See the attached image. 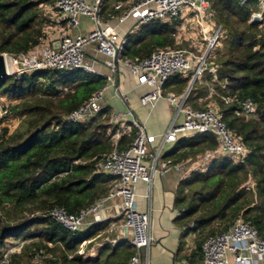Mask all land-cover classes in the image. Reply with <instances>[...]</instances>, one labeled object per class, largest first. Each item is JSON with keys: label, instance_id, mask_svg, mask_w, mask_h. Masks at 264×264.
<instances>
[{"label": "trees", "instance_id": "trees-1", "mask_svg": "<svg viewBox=\"0 0 264 264\" xmlns=\"http://www.w3.org/2000/svg\"><path fill=\"white\" fill-rule=\"evenodd\" d=\"M47 1L0 0V53L28 52L42 42L46 34L40 6ZM123 1L127 0H103L101 17L119 14L115 5ZM208 1L226 32L214 58L217 79L206 73L216 93L206 99L210 89L199 84V93L192 89L187 102L200 110L208 100L216 101L228 127L250 152L243 161L223 157L207 171L197 170L183 179L176 199L180 212L176 223L186 228L185 234L196 233L202 244L242 217L264 238V23L252 21L253 14L260 12V3ZM173 33V25L162 23L159 29L135 36L123 57L142 60L157 49L175 47ZM79 71L45 70L0 80V103H9V113L0 122L16 121L15 125H0V248L8 239L24 241L9 264H129L137 253L120 241L103 244L97 257L85 258L102 237L107 221L81 234L70 232L47 215L55 207L77 214L115 185V177L99 172L115 147L110 118L87 123L67 119L107 84L102 75ZM188 82V78L178 79L177 91L183 92ZM201 97L205 106L199 103ZM226 97L233 100L227 103ZM248 98L256 103L257 115L246 119L236 112ZM135 135V131L124 135L118 142L120 149L128 148ZM217 147L213 134H194L181 137L168 156L181 163Z\"/></svg>", "mask_w": 264, "mask_h": 264}, {"label": "built area", "instance_id": "built-area-1", "mask_svg": "<svg viewBox=\"0 0 264 264\" xmlns=\"http://www.w3.org/2000/svg\"><path fill=\"white\" fill-rule=\"evenodd\" d=\"M241 1L245 3L250 0ZM258 1L260 7L264 9V0ZM51 4L52 8L47 10V13L51 12L54 15V18H50V27L57 32L60 28V34L57 38L45 35L42 42L28 52L2 53L6 60L8 77L22 78L26 74L45 70L66 73L81 70L92 75L104 76L107 84L70 113L67 119L72 123H87L94 118L107 116L110 118L112 125L110 133L115 147L100 164L99 172L115 177L116 180L105 197L81 209L79 213L74 214L64 207H55L47 215L70 232L79 233L84 228L88 229L108 221L110 217L106 214V208L109 202L118 203L120 207L118 215L122 217L120 230L118 229L119 237L126 241L129 239V245L137 251L129 264H151L148 253L154 242L151 214L136 207L135 188L138 181L143 180L151 185L155 174L167 173L171 168L182 172L185 179L197 170L207 171L220 158L229 157L238 162L243 161L250 152L230 130L216 101L208 103L200 110L194 109L187 102L194 84L201 82L207 72H212L214 80L217 79L214 58L217 56V48L226 38V32L222 25L208 20L213 18L215 21V12L211 6L198 0L119 2L115 8L123 9L122 14L111 17L117 24L102 21L100 11L103 0H97L95 4H91L89 0H51ZM82 17L93 20L96 27L87 33L78 32ZM129 18H133L137 27L146 26L153 21L171 24L176 44L180 45L182 38H192L193 44L188 45V48L176 46L160 48L142 60L124 58L126 41L118 43L120 39L118 27ZM56 42H59L58 48L54 46ZM93 44L99 54L110 59L106 63L111 70L110 74L102 73L97 66V60L88 54V48ZM120 66L132 73L138 85L151 88L140 98V102L145 106H154L158 100L165 98L164 87L170 79L174 77L189 79L191 88L179 97L180 102L175 101L173 93L166 97L176 106L177 113L161 136L149 134L146 127L136 119L125 120L126 114L112 115L105 108L103 100L110 87L115 88V93L121 100L128 99L127 94L117 84L122 71ZM210 92L211 95L216 93L213 88ZM232 100L231 97L225 98L227 103ZM8 104L0 103L1 117L9 113ZM236 113L246 119L255 117L257 105L250 98L244 99L241 102V109ZM133 131L136 135L131 145L126 149H120L118 145L120 139ZM204 133L214 135L218 142L217 148L205 152L199 158H190L181 163H174L170 156L164 157L165 146L175 145L181 137ZM23 245L24 242L5 246L0 250V264H9L12 255L20 252ZM201 251L203 253L201 264H264V238L256 227L242 217L228 230L206 237L201 245ZM229 256H232V260Z\"/></svg>", "mask_w": 264, "mask_h": 264}, {"label": "crops", "instance_id": "crops-1", "mask_svg": "<svg viewBox=\"0 0 264 264\" xmlns=\"http://www.w3.org/2000/svg\"><path fill=\"white\" fill-rule=\"evenodd\" d=\"M89 1L91 4H95L97 0ZM198 1H203L210 5L208 0ZM120 11L121 12L116 14V16L121 15L123 9H120ZM258 13H264V9L260 7V12ZM113 15L115 14L110 13L106 18L101 17V19L103 22L111 21L113 24H117L116 20H112L111 18ZM95 27L96 25L93 20L88 17H82L80 28L77 31L87 33ZM143 27L145 26L137 27L133 18H129L118 27L120 35L118 43L120 44L121 41L125 40L126 49V46L131 43L137 35V32L140 31L139 29ZM193 38H196V36H193ZM182 40L181 44L186 46L192 45L194 41L192 38H182ZM88 54L90 57L97 60V66L102 73H111V70L106 64L110 59L99 54L95 49V44L88 48ZM120 68L122 71L121 75L118 76L117 84L119 88L127 94L128 99L127 101L121 100V98L115 93V88L110 87L107 89L103 100L105 108L108 110L109 114L112 115L117 113L126 114L124 117L125 120L131 121L132 119H136L146 127L149 134L157 137L161 136L166 132L172 122V111L176 107L166 98L167 95L165 93L168 91L169 94L173 93L174 95L181 97L182 94L187 92L188 88L183 92H178L176 89L177 80L186 78L174 77L170 79L164 87L165 98L158 100L154 106H145L140 102V98L142 95L149 92L151 88L146 85H138L136 78L127 68L122 66H120ZM199 84L206 85L209 89L212 87L206 80V74L201 82L198 81L193 86V89L197 94L199 93ZM189 85L190 83L188 82V87ZM203 98L204 97H201L199 99L200 105L202 104L201 100ZM129 112H131L133 116L130 115ZM158 117L160 118L161 124H158ZM181 119L182 117H180V120ZM158 143L159 141L156 145ZM173 147L174 145L165 146L164 157H167L169 153H171ZM183 179L182 172L177 171L175 168H171L167 173L155 174L151 185L143 180L138 181L136 184V207L142 212H150L151 214V232L154 237V242L148 252L151 264H201L203 261V253L201 251L202 244L198 243L196 233L188 232L185 234L186 228H182L176 223V219L180 213L176 207V199ZM119 211L120 207L118 203L109 202V205L106 208V214L110 217L107 221V225H111L113 228L115 227V231L116 229H119L122 224V217L118 215ZM119 230L117 231L118 233L114 235L115 237L120 236ZM124 241L129 244V239ZM23 242L24 241H21V239H8L6 243L13 245ZM101 246L102 244L99 245V247ZM91 252H93L91 254H97L95 257L98 256V248ZM229 258L232 260V256H229Z\"/></svg>", "mask_w": 264, "mask_h": 264}, {"label": "rangeland", "instance_id": "rangeland-1", "mask_svg": "<svg viewBox=\"0 0 264 264\" xmlns=\"http://www.w3.org/2000/svg\"><path fill=\"white\" fill-rule=\"evenodd\" d=\"M52 4H51V0H48L46 3H44V4H42L41 6H40V9H41V11L43 12V17H44V19H45V23H44V30H45V34L47 35V37H48V35L50 36V37H52V38H57L58 37V34H60L59 32H60V28H59V26H58V28H59V30H58V32L54 29V28H51L50 26H51V21H50V18H54V15L50 12V13H47V10L49 9L50 10V8H52V6H51ZM194 15V14H193ZM208 20H213V22H216V24H218V25H220L219 23H218V21H217V19L215 18V21H214V19L212 18V19H209L208 18ZM161 25H162V22H159V21H154V22H151L150 24H148V25H146L145 27H143V28H141V29H139L140 31H138L137 32V35L136 36H139V35H143V34H145L146 32H148V31H153V30H155V29H159L160 27H161ZM83 32V31H82ZM85 33V32H84ZM224 41V40H223ZM223 41H222V43H221V45H219V47L218 48H220V47H222V44H223ZM176 47H182V48H188V45L186 46V45H184V44H180V45H178V44H176L175 45ZM218 48H217V50H218ZM81 74H83V75H85V73H87V72H85V71H79ZM223 87H224V85H223ZM188 88V85H187V87H186V89ZM192 92H193V90H192ZM211 92H210V90H209V94H208V96H206V99L207 98H209V97H211L212 95L210 94ZM167 96L169 95V93H168V91H167V93H165ZM175 101L176 102H180V98L178 97V95H175ZM6 102H11L8 98L6 99ZM211 102H214V100H212V99H210V100H208L207 101V103L206 104H208V103H211ZM205 103H203V106H205L206 105ZM172 113H173V115H172V119H171V121L174 119V117L176 116V113H177V108L175 107V109L172 111ZM158 119V124H161V121H160V118L158 117L157 118ZM2 120V118H1V116H0V121ZM15 123H16V121L15 120H8V119H5V121H2V122H0V125H1V127H4V126H6V125H15ZM92 227V226H91ZM115 228V227H114ZM111 225H106V228H105V230L102 232V237L100 238V239H98L96 242H95V244L92 246V247H90L88 250H87V252H86V254H85V258L86 257H95L97 254H91V253H93V252H91V251H93V250H95L96 248H98V250H99V245H103V244H106V243H109V244H112V245H115V244H119V242L120 241H124L123 239H121L120 237H115L114 235L116 234V233H118L117 231H118V229H116V231H115V229H114ZM90 229V228H89ZM89 229H87V228H84L83 229V231L81 232V234H85V232L87 231V230H89ZM113 240V241H112ZM10 241H12V240H10ZM22 241V240H21ZM89 241H91V240H88L87 242H86V244H88V243H90ZM9 245H12V244H5L3 247H1L0 248V250H3L4 248H5V246H9Z\"/></svg>", "mask_w": 264, "mask_h": 264}, {"label": "water", "instance_id": "water-1", "mask_svg": "<svg viewBox=\"0 0 264 264\" xmlns=\"http://www.w3.org/2000/svg\"><path fill=\"white\" fill-rule=\"evenodd\" d=\"M252 21L257 24H263L264 23V17L260 14H254L252 16ZM56 48L59 47V42H56L54 44ZM8 78V73H7V67H6V60L5 57L2 53H0V80ZM191 88V84L188 87V90Z\"/></svg>", "mask_w": 264, "mask_h": 264}]
</instances>
